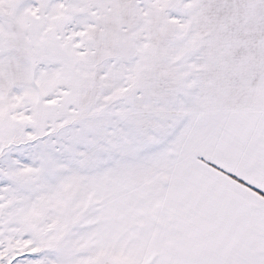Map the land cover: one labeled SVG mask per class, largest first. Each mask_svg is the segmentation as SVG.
<instances>
[{"label": "snow or ice", "instance_id": "snow-or-ice-1", "mask_svg": "<svg viewBox=\"0 0 264 264\" xmlns=\"http://www.w3.org/2000/svg\"><path fill=\"white\" fill-rule=\"evenodd\" d=\"M0 264H264V0H0Z\"/></svg>", "mask_w": 264, "mask_h": 264}]
</instances>
